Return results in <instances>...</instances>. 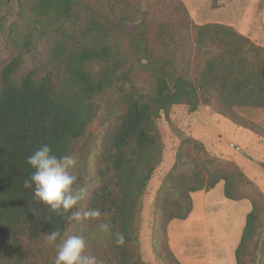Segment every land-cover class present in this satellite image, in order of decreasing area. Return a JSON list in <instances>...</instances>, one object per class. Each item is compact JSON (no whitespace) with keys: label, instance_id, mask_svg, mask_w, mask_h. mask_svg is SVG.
<instances>
[{"label":"trees","instance_id":"1","mask_svg":"<svg viewBox=\"0 0 264 264\" xmlns=\"http://www.w3.org/2000/svg\"><path fill=\"white\" fill-rule=\"evenodd\" d=\"M175 105L208 106L264 141L233 110L264 107V47L231 26L193 23L181 0H152L147 10L140 0H0V264H54L56 247L43 235L53 229L84 235L102 264H146L139 214L162 159L155 120ZM44 144L78 157L75 174L89 193L77 210L106 213L123 245L99 221L58 216L24 187L33 171L26 159ZM220 182L226 199L251 205L236 264H264V195L236 163L209 158L190 138L155 198L151 236L162 264H180L168 223L189 216L192 193Z\"/></svg>","mask_w":264,"mask_h":264},{"label":"rangeland","instance_id":"2","mask_svg":"<svg viewBox=\"0 0 264 264\" xmlns=\"http://www.w3.org/2000/svg\"><path fill=\"white\" fill-rule=\"evenodd\" d=\"M181 1L186 6L191 20L197 25L219 23L245 31L249 30L250 25H259L262 28L259 31L264 32V0H225L218 7L212 6L213 0ZM140 3L141 9L147 10L152 5V0H140ZM15 12L16 5L12 3L7 14L8 22L16 18ZM132 26V22L126 25L127 28ZM250 40L256 44L255 40ZM155 125L162 145V159L147 184L139 214L138 249L146 264H162L153 251L151 236L155 230L153 220L155 198L161 178L174 164L177 146L185 138L201 143L209 158L216 157L234 163L241 159L242 162L257 167L262 163L260 168L264 170V144L259 143L260 138L215 114L208 106L200 105L197 111L190 112L186 106L175 105L170 108L166 117L162 114L155 120ZM239 150L245 154L239 155L242 154ZM239 165L253 180L254 171L244 167L241 162ZM259 188L264 193V183L260 184ZM191 198L192 210L189 216L184 220L170 221L166 228L169 250L181 264L204 262L205 253L208 252L204 242V208L201 193H193ZM210 210L217 214L220 211L215 208Z\"/></svg>","mask_w":264,"mask_h":264},{"label":"clouds","instance_id":"3","mask_svg":"<svg viewBox=\"0 0 264 264\" xmlns=\"http://www.w3.org/2000/svg\"><path fill=\"white\" fill-rule=\"evenodd\" d=\"M33 170L24 181L26 189H33L34 199L48 206L58 216L67 217L78 223L99 221L101 233L114 236L117 245L125 243V236L120 232H112L110 219L98 208L77 210L88 198L87 186H80L75 170L79 167V159L72 154L57 155L52 148L44 144L26 159ZM49 246L56 247L54 264H102L97 257L88 254V241L84 235L73 233L62 235L59 230H51L43 234ZM58 239L60 243L57 244Z\"/></svg>","mask_w":264,"mask_h":264},{"label":"crops","instance_id":"4","mask_svg":"<svg viewBox=\"0 0 264 264\" xmlns=\"http://www.w3.org/2000/svg\"><path fill=\"white\" fill-rule=\"evenodd\" d=\"M231 27H233L242 35L255 40L257 45L264 47V32L259 31V29H262L259 25H250L248 31L234 26ZM233 110L240 117L254 122L264 130V107L236 106L233 108ZM259 143H261L262 145L264 144V141L260 138ZM239 151L240 153H242L239 155L243 156L245 154L242 152V150ZM240 162L242 165H244V167H248L249 169L254 171V181L250 177H248L247 174L245 175L264 195L263 191L259 188L260 184L264 183V170L260 168V165H262V163H259V166L257 167L249 165L245 162H242L241 159H238L235 163L240 169ZM198 192L201 193V201L204 208V242H206L205 246L208 250V252L205 253V261H200L199 264H236L235 250L241 239L246 216L251 209L250 203L247 200L230 201L226 199L223 195V183L217 184L209 191L203 190ZM212 208H215V210L219 209V212H222L223 214L219 212L218 214L212 212L210 210ZM195 262L198 264V261Z\"/></svg>","mask_w":264,"mask_h":264}]
</instances>
